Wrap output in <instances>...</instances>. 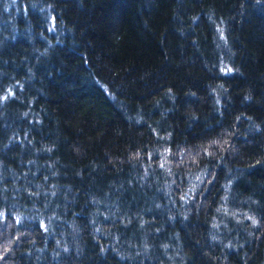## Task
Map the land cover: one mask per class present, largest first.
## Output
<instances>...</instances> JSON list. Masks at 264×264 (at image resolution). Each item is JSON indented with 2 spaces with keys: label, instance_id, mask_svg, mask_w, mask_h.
I'll list each match as a JSON object with an SVG mask.
<instances>
[{
  "label": "trees",
  "instance_id": "1",
  "mask_svg": "<svg viewBox=\"0 0 264 264\" xmlns=\"http://www.w3.org/2000/svg\"><path fill=\"white\" fill-rule=\"evenodd\" d=\"M0 264H264V0H0Z\"/></svg>",
  "mask_w": 264,
  "mask_h": 264
}]
</instances>
